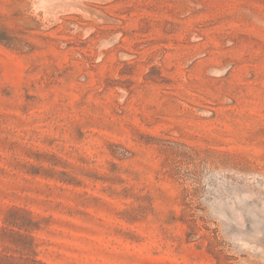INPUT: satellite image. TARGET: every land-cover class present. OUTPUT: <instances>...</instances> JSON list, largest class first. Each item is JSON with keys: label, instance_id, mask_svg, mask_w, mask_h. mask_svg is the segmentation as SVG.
<instances>
[{"label": "rangeland", "instance_id": "1", "mask_svg": "<svg viewBox=\"0 0 264 264\" xmlns=\"http://www.w3.org/2000/svg\"><path fill=\"white\" fill-rule=\"evenodd\" d=\"M0 264H264V0H0Z\"/></svg>", "mask_w": 264, "mask_h": 264}, {"label": "trees", "instance_id": "2", "mask_svg": "<svg viewBox=\"0 0 264 264\" xmlns=\"http://www.w3.org/2000/svg\"><path fill=\"white\" fill-rule=\"evenodd\" d=\"M191 230L188 232V237H193L196 234V229L198 228L197 223L195 222V220L193 221V224L190 226ZM213 242L211 240H209L207 247L210 251H213Z\"/></svg>", "mask_w": 264, "mask_h": 264}]
</instances>
